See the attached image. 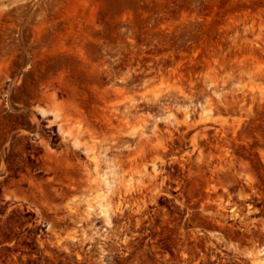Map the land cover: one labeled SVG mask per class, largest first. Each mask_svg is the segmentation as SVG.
I'll return each mask as SVG.
<instances>
[{
  "label": "rangeland",
  "instance_id": "374dc122",
  "mask_svg": "<svg viewBox=\"0 0 264 264\" xmlns=\"http://www.w3.org/2000/svg\"><path fill=\"white\" fill-rule=\"evenodd\" d=\"M0 264H264V0H0Z\"/></svg>",
  "mask_w": 264,
  "mask_h": 264
},
{
  "label": "bare ground",
  "instance_id": "6f19581e",
  "mask_svg": "<svg viewBox=\"0 0 264 264\" xmlns=\"http://www.w3.org/2000/svg\"><path fill=\"white\" fill-rule=\"evenodd\" d=\"M50 159V158H49ZM57 159V158H56ZM52 160V159H51ZM60 160V159H59ZM56 161V160H55ZM66 164V163H65ZM89 210H90V208H89ZM91 211H94L93 210V208L91 209ZM91 211H88L87 213H88V216L90 217V215L93 213V212H91ZM94 214V213H93ZM106 215V217H107V219L108 220H110V215L109 214H105ZM89 217H87L88 219H90ZM91 218H92V216H91Z\"/></svg>",
  "mask_w": 264,
  "mask_h": 264
}]
</instances>
